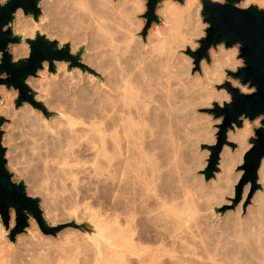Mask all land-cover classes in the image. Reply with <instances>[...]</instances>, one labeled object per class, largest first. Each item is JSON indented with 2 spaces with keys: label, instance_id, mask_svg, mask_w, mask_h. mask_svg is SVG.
I'll use <instances>...</instances> for the list:
<instances>
[{
  "label": "bare ground",
  "instance_id": "obj_1",
  "mask_svg": "<svg viewBox=\"0 0 264 264\" xmlns=\"http://www.w3.org/2000/svg\"><path fill=\"white\" fill-rule=\"evenodd\" d=\"M124 1L40 0L39 17H24L20 9L15 13L14 31L22 40L36 34L62 36L59 44H69L71 54L82 50V63L91 70L84 75L54 62L52 73L43 62L39 79L29 87L51 118L28 103L19 111L6 103L0 106V114L13 119L2 127L7 166L27 177L28 195H40L46 215L55 222L64 221L58 219L64 214L59 209L69 197L62 204V194H57L70 189L72 201H67L80 210L77 220L86 243L81 246L71 230L57 239L42 237L29 220L31 236L18 237L13 249L0 238V264H264L263 161L257 171L261 190L245 208L249 217L257 213L253 221L248 224V215L239 216V209L219 211L231 202V169L250 148L249 122L227 131L226 141L236 149L223 146L219 171L210 180L196 177L184 160L189 142L196 140L186 107L206 98L228 100L210 89L222 80V64L234 66L237 49L220 44L210 50L212 67L202 66L204 81L191 85L169 69L186 41L189 0L185 11L171 7L177 4L173 1H162L158 11L163 24L149 47L131 28L138 0H128L129 7ZM239 5L262 8L264 0ZM86 37L88 45L80 43ZM28 51L27 44L10 48L14 60ZM228 82L248 92L236 80ZM205 140L207 146L214 144ZM249 188L247 183L236 208ZM53 191L60 199L53 200Z\"/></svg>",
  "mask_w": 264,
  "mask_h": 264
},
{
  "label": "water",
  "instance_id": "obj_2",
  "mask_svg": "<svg viewBox=\"0 0 264 264\" xmlns=\"http://www.w3.org/2000/svg\"><path fill=\"white\" fill-rule=\"evenodd\" d=\"M40 0H6L0 2V86L14 89L18 96L14 100V107L18 109L23 103L30 104L35 110L45 117H52L41 101L37 100V93L26 83L30 77H36L42 70L43 62L48 63V70L55 73L54 62H65L69 69L78 68L82 73H91V70L82 63V50L70 53L69 44H59L57 40L46 39L44 35L36 34L33 39H21L14 32L15 13L18 9L24 16L39 17ZM164 0H146V11L142 15L144 26L139 33L144 40L151 25L160 22L156 15L158 5ZM202 6L200 16L208 25L205 36L198 41L199 47L195 51H185L194 59L198 69L201 59L210 61L208 50L222 44L225 48H238V58L242 59L243 66L235 72L225 70V74L236 80L241 86L252 89L251 93H242L239 88L233 87L227 80L220 88L229 95V102L218 106L216 102L212 108L203 111L214 118H221V123L216 125L218 132L216 141L212 146H205L209 151L207 166L202 172L204 180L214 177L218 170L219 154L224 145L235 148L234 143L226 141V133L235 125L242 126L244 120L253 121L260 118V126L254 129V137L249 138L250 148L244 153L242 165L239 170L243 173L234 188V198L230 206H222L220 212L234 208L241 200L244 186L250 184V192L242 205L243 211L250 203L252 195L258 188L256 183L257 171L264 159V9L254 5L247 8L240 7L243 0H199ZM27 44L26 57L13 60L10 53L11 45ZM219 89V88H218ZM6 119L0 116V221L7 228L10 212L13 210L14 228L10 230L9 240L13 241L16 234L22 233L29 225V220H34L42 233L51 234L62 227L54 228L47 225L40 208V200L27 194L23 182H14L12 174L7 169L5 148L2 146V127ZM68 227L78 228L82 232V225L71 222ZM83 233V232H82Z\"/></svg>",
  "mask_w": 264,
  "mask_h": 264
},
{
  "label": "rangeland",
  "instance_id": "obj_3",
  "mask_svg": "<svg viewBox=\"0 0 264 264\" xmlns=\"http://www.w3.org/2000/svg\"><path fill=\"white\" fill-rule=\"evenodd\" d=\"M6 0H2V1H0L1 3H4ZM165 1H169V2H171V1H173V2H175V3H177V4H171V7L173 6H175V7H179V9L181 10V11H185L186 10V0H165ZM211 1H216V2H221L222 0H211ZM189 3H190V19L188 20V22H186V24H185V33H184V37H185V39H186V41H185V43L182 45V46H184V47H180L176 52H175V55H174V58L172 59V61L170 62V64H169V69H170V74L172 75V76H174V77H178L179 76V78H181V79H183V81H187L188 83H190L191 85H199V83H201L202 81H204V73H203V68H202V66L204 67V66H209V67H212V61H211V53H210V50H212V49H215V48H217V46L216 47H211L209 50H208V54H209V58H210V61L209 62H207L204 58L203 59H201L200 60V62H199V64H198V69H196V67H195V65H194V59L191 57V56H189L188 54H186L185 53V51H188V50H191V51H195L198 47H199V44H198V41L201 39V38H203L204 36H205V30H206V28L208 27V25L206 24V23H204L203 22V20H202V17L200 16V11H201V9H202V6H201V3H200V1L199 0H189ZM131 3L128 1V0H125L124 1V6L125 7H129V5H130ZM138 8H136L135 10H134V12H133V14L131 15L132 16V26H131V28H132V31H134L135 32V36H136V38H137V36H138V38L139 39H141L142 40V43L144 44V45H147L148 47L150 46V44H152V42H151V40L153 39V37H154V35H155V33H156V28H158V27H160V26H162V24H163V19H160V18H162V16H160V13H159V11L158 10H160V9H158V8H161V5H162V2L158 5V7H157V9H156V15L158 16V18H159V20H160V22L156 25V24H152L151 25V27H150V29L148 30V32H147V34H146V36H145V38H144V40L141 38V36L139 35V33L141 32V30H142V28H143V26H144V19L142 18V15L144 14V12L146 11V7H145V5H146V0H138ZM257 7V6H256ZM259 9H264V7H262V8H260V7H258ZM22 13V12H21ZM159 15H158V14ZM22 16H23V14H22ZM24 17H29V16H24ZM16 20V19H15ZM15 20H14V22H15ZM15 25V24H14ZM15 32V31H14ZM16 33V32H15ZM17 34V33H16ZM62 34V33H61ZM59 37H61L62 38V36H59ZM61 38H58L59 40L61 39ZM88 37H86V38H84L85 40H83L82 42H80V43H83V44H86V45H88L87 44V42H88V39H87ZM51 39H53V40H57L58 41V39H57V36H55V37H53V38H51ZM65 40V42H69V40L68 39H64ZM89 40H91V38H89ZM22 45V44H21ZM12 46H17V45H11L10 46V48L12 47ZM224 47V46H223ZM91 48V47H90ZM89 48V50L86 52V53H88L89 55L91 54V52L93 53V50L92 49H90ZM225 48V47H224ZM225 49H228L229 51H232L233 49H237V51H236V54L234 55V58H235V64H234V66H226L225 64H222V66H220L219 67V69L218 70H220V72H221V77H222V80L220 81V82H218V83H213V85H212V88L210 89V91H211V93H214V94H216V95H219V96H223V95H226L227 97H228V100H224L222 103H220L219 102V100H214V99H212V98H206V99H204L203 101H201L200 103L199 102H196V103H192V104H189V105H187V107H186V111L187 112H189V114H190V118H191V120H192V127H191V135H192V139H196V140H193L192 141V144H190L191 142H189V146H190V148L192 149H189L190 151H186L185 152V156H184V160H185V163H186V165L187 166H190L192 169H194V171H193V173H194V175H197L196 177H202V179L204 180V175L202 174V172L204 171V169L206 168V166H207V159H208V156H209V151L207 150V149H205V146H207V145H209L208 144V142H207V140H205V139H208L209 141L210 140H214V143H215V141H216V134H217V132H218V129L216 128V125H219L220 123H221V118H214L211 114H208V113H206V112H204L203 110L204 109H207V108H212V104L214 103V102H216L217 104H218V106H222V104L224 103V102H229V95H228V93L224 90V89H222V88H220V86L223 84V82L225 81V80H234V79H232V78H230V77H228L226 74H225V70H230V71H232V72H235L236 71V69L238 68V67H242L243 66V63H242V59H240V58H238V54H239V52H238V48L236 47V46H234V47H232V48H225ZM10 50V49H9ZM11 53V52H10ZM12 54V53H11ZM27 56V54L26 55H24L23 57H26ZM12 57H13V54H12ZM23 57H21V58H23ZM17 59H19V58H17ZM16 59V60H17ZM14 60V59H13ZM202 63V64H201ZM212 69V68H211ZM214 69H216V67H214ZM41 70H39V72H40ZM38 72V73H39ZM38 73H37V76L36 77H30V78H28L27 79V81H26V83L28 84V86H29V83L32 81V80H35V79H39V76H38ZM84 75H86V73H83ZM238 85H240L239 83H238ZM241 86V85H240ZM243 87H245V89L248 91V92H244V93H251V92H253V90L252 89H248V87L247 86H243ZM31 88V87H30ZM219 88V89H218ZM32 89V88H31ZM33 91H35V89H32ZM250 90H252L251 92H250ZM38 95V94H37ZM17 96H18V93H17V91L16 90H14V89H6L5 88V86H0V106H2L4 103H6V104H8V106L9 107H14V100L17 98ZM36 99L38 100V98L36 97ZM22 107V106H21ZM15 108V107H14ZM18 109H20V107L18 108ZM17 109V110H18ZM19 111V110H18ZM37 111V110H36ZM0 116H2V117H4L7 121H6V123L5 124H10L12 121H13V119H10L9 117H5L4 115H2V114H0ZM10 120H12V121H10ZM244 121H246V120H244ZM244 121H243V123H244ZM246 122H249V124L251 125V135L248 137V140H249V138H251V137H254V129H256V128H258L259 126H260V118H256V119H254L253 121H246ZM243 123H242V126L240 127V128H242L243 127ZM4 126V125H3ZM233 128H235V129H238L235 125H233ZM239 128V129H240ZM3 130V129H2ZM20 131V130H19ZM3 132H4V130H3ZM19 134V133H18ZM21 139H23V137H20ZM226 138H227V133H226ZM19 140V139H18ZM248 140H247V144L248 145H250L251 146V144L250 143H248ZM22 141V140H21ZM195 141V142H194ZM3 142V141H2ZM20 142V141H19ZM194 142V143H193ZM228 143H234V142H228ZM3 144L4 143H2V146H3ZM235 144V143H234ZM7 145L6 144H4V148H5V152H6V148H8V146L6 147ZM20 146V145H19ZM21 148H23V145L21 144ZM224 146H226V147H228L231 151L232 150H234V149H236V144H235V148L234 149H232L229 145H224ZM247 151V150H246ZM245 151V152H246ZM244 152V153H245ZM187 153V154H186ZM244 155V154H243ZM7 157H9V156H7L6 154H5V159H6V161H7ZM242 158H243V156H242ZM262 161L264 162V159H262ZM203 164V165H202ZM7 165H8V161H7ZM218 165V164H217ZM242 165V161L239 163V164H237L236 166H234V167H232V169H231V176H232V178L230 179V181H229V183H228V186H229V189H231L230 190V193H231V201H232V199L234 198V188H235V185L237 184V182H238V180L240 179V177H241V175H242V173H243V171L242 170H239V166H241ZM10 166H7V169H8V171L12 174V180L14 181V182H19V181H21V182H23L24 183V185H25V188H26V192H27V194H28V191H29V189H27V187L29 186V183L27 184V182H25V181H28L26 178V176H22V175H18L16 172H14V170H12L11 168H9ZM201 167V168H200ZM219 170H217L216 172H218ZM215 172V173H216ZM240 174V175H239ZM16 175V176H15ZM200 175V176H199ZM258 175V178H257V181H256V183L258 184V188L256 189V191L254 192V194L257 192V191H260L261 190V182H260V178H259V174H257ZM18 176V177H17ZM26 177V178H25ZM24 178H25V180H24ZM210 180V179H209ZM246 186V185H245ZM245 186H244V188H245ZM29 188V187H28ZM57 188V187H56ZM69 188V187H68ZM244 188H243V190H242V196H241V200H240V202L242 201V198H243V193H244ZM251 188V187H250ZM250 188H249V190H248V193H247V195H246V197H245V199H244V201L242 202V204H241V207H239V208H236V207H238V205L240 204V202L234 207V208H232L231 210H237V209H239V216H247L248 215V213L246 212V210H244L243 211V209H242V205H243V203L245 202V200H246V198H247V196H248V194H249V192H250ZM58 189V188H57ZM28 190V191H27ZM54 190H56V189H54ZM83 190H84V192H85V190L86 189H84L83 188ZM57 191H60V189H58ZM68 191L69 192H72V191H70V189L69 190H67V193L65 192H62V190L60 191V192H58L59 194H57L59 197H61L60 196V193L62 194V197H61V199L60 198H58V199H60L59 201H61L62 202V204H63V197L65 198V196L67 195V196H69L70 198H71V194L72 193H68ZM53 192H55V197H56V199H55V197H53L52 199L54 200V201H56V200H58L57 199V195H56V191H53ZM65 195H64V194ZM69 194V195H68ZM254 194L252 195V197L254 196ZM52 195H53V193H52ZM29 196H31V197H35V198H38L41 202V204H40V208H41V210H42V214H43V218L46 220V222H47V225L49 226V227H54V228H59V227H62V229H60L59 231H57V232H55L54 234L53 233H51V234H44V233H42L41 231H40V229H39V227H38V225H37V223L34 221V220H31V222H34L35 223V225H36V227H37V229H38V232H39V234L43 237L44 235H45V237H50V238H52V239H57V238H60L59 236H61V232H63V233H65V231H69V230H71V231H74V233L76 234V235H78V237H80L79 239V244H82L83 243V245H81V246H85V238H84V235L82 234V232L78 229V228H72V227H68V224H70L71 222H74V223H76V224H80L81 223V221H78L77 219V216L79 215L78 214V211H80L79 209H77V210H74L73 208H72V203H70L71 201H72V198H71V200L69 199V197H68V199L67 200H69V201H67L66 199H64V201L67 203V202H69V203H67L68 204V206H69V204H70V207H68V208H66L65 206L67 205L65 202V204L62 206V209H59L62 213L64 212V214L65 213H68L69 214V212H71L70 214V216H68V214H61L62 215V217L64 218V219H62V217H58V219H61V220H64L63 222H59L58 220H57V222H55L56 221V219L55 220H53V218H51L50 216H47L46 215V209H45V205L42 203V200H41V196L40 195H29ZM54 196V195H53ZM66 196V197H67ZM52 197V196H51ZM252 199V198H251ZM52 200V201H53ZM53 201V202H54ZM58 201V202H59ZM251 201V200H250ZM58 202H56V205L57 204H59L58 206H56V207H59L60 206V208H61V205H60V203H58ZM53 205H55V202L54 203H52ZM250 204V203H249ZM249 204L247 205V206H249ZM231 205V202H230V204H229V206ZM65 207V208H64ZM43 208V209H42ZM54 208H55V206H54ZM264 208V206H262V209ZM56 209V208H55ZM241 209V210H240ZM57 210V209H56ZM11 212H13V218H11ZM10 212V219H9V222H8V226H7V228H4V226L2 225V223H1V221H0V238H1V240H6L7 241V243H11V246H12V248L11 249H13L15 246H16V244H17V239H18V237H30L31 236V234H30V221H29V225H28V229L26 228L25 229V231L24 232H22V233H19V234H16L15 235V237H14V239H13V241H10L9 240V235H10V230L12 229V228H14V219H15V215H14V211L12 210ZM57 212L58 211H56V214H57ZM60 212H58V214H59ZM234 213H236V212H234ZM57 214V215H58ZM244 214H247V215H244ZM60 215V214H59ZM255 215H257V213L255 214V213H253L251 216H255ZM249 217V215L245 218L246 220V222L249 224L251 221H253V217ZM46 217V218H45ZM48 218V219H47ZM49 218H51V220L49 219ZM67 218H69V219H67ZM255 218V217H254ZM67 219V220H66ZM60 220V221H61ZM74 220V221H73ZM11 221H12V224H10L11 223ZM59 222V223H58ZM51 223H52V225H51ZM54 224V225H53ZM264 225V224H263ZM69 228H71V229H69ZM60 233V234H59ZM62 233V234H63ZM59 234V235H58ZM83 235V236H82ZM4 236V237H3ZM58 236V237H57ZM5 237H6V239H5ZM3 238V239H2ZM84 238V239H83ZM85 242V243H84ZM14 246H13V245ZM80 246V247H81Z\"/></svg>",
  "mask_w": 264,
  "mask_h": 264
}]
</instances>
